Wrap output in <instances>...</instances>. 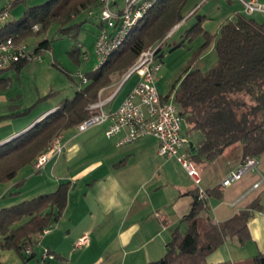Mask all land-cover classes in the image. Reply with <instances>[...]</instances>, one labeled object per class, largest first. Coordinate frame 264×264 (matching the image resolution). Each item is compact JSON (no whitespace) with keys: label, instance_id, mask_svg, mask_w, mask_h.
<instances>
[{"label":"trees","instance_id":"16d2710c","mask_svg":"<svg viewBox=\"0 0 264 264\" xmlns=\"http://www.w3.org/2000/svg\"><path fill=\"white\" fill-rule=\"evenodd\" d=\"M188 1L161 0L133 29L124 45L116 49L102 66L86 73L88 82L76 90L74 98L64 100L55 111L0 144V184L12 181L19 170L32 164L65 129L75 128L87 119L91 114L88 106L100 99L101 89L121 79L146 48L157 42L164 43L167 34L183 21V9ZM21 2L26 0H14L15 5ZM98 5L99 0H46L29 6L20 18L0 21V40L9 36L23 40L45 34L43 39L36 42L37 50L51 47L53 40L48 34L53 30L55 34L68 35L77 40L83 24L80 17L85 14L95 17L86 11ZM202 19L203 16H199L198 22L186 35L193 41L202 34L205 41L200 49L207 48L214 41L216 63L208 71L202 72L199 68H193L194 61L189 62L181 72L178 83L171 86L178 113L191 125V130H199L203 134V139L190 147V159L198 169L205 167L237 142L242 144V160L250 156L261 157L264 154V118L252 125L249 123V111L231 97L246 92L257 99L252 109L254 112L264 107V20L258 21L247 13H237L235 18L222 24L218 35H213L204 28ZM34 24L39 25L38 30L33 29ZM182 45L184 42L176 47ZM80 50L77 43L69 51L78 64L81 63ZM26 64L28 62H17L7 67L19 72ZM10 84V78H0L1 88L5 89ZM52 94L50 91L37 103ZM34 106L24 110L10 106L11 112L0 116V120L26 114ZM70 186V182H63L52 192L2 207L1 247L15 249L24 260L31 258L33 253H26L25 246H34L44 229L61 219ZM222 188V185H217L205 189L208 198H221ZM260 199L258 196L251 200L245 208L221 223L214 220L208 205L198 198L189 213L182 217L181 223H186L184 231L180 225L174 229L168 242L170 250L162 258L145 264H209L207 258L210 253L221 247L228 237L245 244L251 239L249 221L253 213L262 209ZM0 264L4 263L0 260ZM217 264H264V252L234 263L222 261Z\"/></svg>","mask_w":264,"mask_h":264},{"label":"crops","instance_id":"0c3cea01","mask_svg":"<svg viewBox=\"0 0 264 264\" xmlns=\"http://www.w3.org/2000/svg\"><path fill=\"white\" fill-rule=\"evenodd\" d=\"M223 1L224 9L218 7L217 10L219 20L223 21L215 35L219 34L222 24L235 18L237 13L246 14L242 0ZM257 1L264 5V0ZM198 5L196 3L191 11L195 12ZM249 16L263 21L264 11L256 10ZM206 18L205 14L203 19ZM98 30L99 25L97 33ZM214 47L213 41L211 48ZM128 79L124 77L101 89V98L109 93L104 98L108 99L106 111L116 110L132 90L136 83L120 101L114 102L123 86L121 83ZM172 98L174 93L169 99ZM17 107L21 108L20 105ZM57 107L59 104L50 103L39 114L20 125L9 122L0 129V144L25 131ZM109 125L110 121H106L85 131L77 130L76 126L65 129L61 134L65 145L63 154L50 156L45 166L38 170L33 162L19 170L12 181L0 184V200L12 202V206L17 204L13 202L19 200L23 192L33 198L56 190L63 182L71 184L61 219L52 224L51 231L43 234L39 243L33 246V256L24 260L17 252L11 262L2 263L41 264L44 246L55 254L54 259L48 260L47 264H145L158 260L167 253L174 229L179 225L181 230L186 228V223L182 224L181 220L198 199V187L208 189L222 185L225 175L243 161L241 146L235 149H232L233 146L228 147L216 160L200 167L203 174L198 185L176 157L158 153L159 140L155 136L147 135L133 142L119 144L118 140L125 131L107 137L105 131ZM188 127L184 130L182 126V133L189 138L193 147L203 139V134L199 130H191L190 124ZM259 159L258 165L264 172V154ZM257 174L251 171L230 186L222 185L223 196L210 197L206 202L210 215L221 223L256 197L259 196L262 202V209L253 213L249 221L251 239L240 244L236 238L228 237L221 247L210 253L207 258L209 264L222 261L234 263L264 252V182L254 188V183L259 180ZM8 193L12 195L10 198H6ZM110 200H114L117 206L110 213H105L104 207ZM84 235L88 237L87 242L76 246Z\"/></svg>","mask_w":264,"mask_h":264},{"label":"built area","instance_id":"2783aa9c","mask_svg":"<svg viewBox=\"0 0 264 264\" xmlns=\"http://www.w3.org/2000/svg\"><path fill=\"white\" fill-rule=\"evenodd\" d=\"M14 0H4V5L0 9V21H7L10 18ZM161 0H99L96 8H90L87 12L90 16L99 18V30L96 35L95 48L100 59L98 67L102 66L110 56L124 45L125 41L132 34L133 29L140 24L151 8L156 6ZM245 13L251 14L256 10L264 11V5L257 0H242ZM194 12L192 10L189 15ZM38 24L32 27L38 30ZM177 26V25H176ZM175 28V27H174ZM173 28V29H174ZM173 31V30H172ZM171 31V32H172ZM171 32L169 34H171ZM169 34H167L169 36ZM163 41L146 48L138 57L130 70L124 75L128 79L136 74L138 80L132 90L126 95L116 110L106 111L108 99L101 98L89 104L91 112L89 117L82 121L77 130L85 131L95 125H101L110 121L106 128L107 137H112L120 131H125L124 136L118 140L119 144L136 141L144 136L152 135L159 140V152L161 155L176 157L186 168L188 174L196 184H200L201 175L199 169L190 159V141L182 133L183 116L178 113L179 108L175 101L164 96L157 88V73L161 69L160 48ZM79 48L83 45L78 43ZM42 50H37L36 46H31L16 36H9L0 40V68H6L17 62H31L42 58ZM87 59V56H84ZM81 84L88 82L87 75L78 70ZM82 86L79 87V89ZM56 108L48 113L55 111ZM47 113V114H48ZM62 135L53 139L46 150L42 151L35 159L34 166L41 169L50 160V156H60L64 151ZM186 147V149H185ZM258 158L250 156L244 159L236 168L228 172L222 180L223 186H230L234 182L242 179L251 171H256L259 180L254 183V188L259 187L264 182V172L258 165ZM198 197L208 205V195L204 188L198 187ZM47 227L39 235V240L43 234L51 231ZM88 240L86 235L82 236L76 246L85 244ZM33 246H25V252L33 253ZM41 264H47L54 259L55 254L50 248L42 247Z\"/></svg>","mask_w":264,"mask_h":264},{"label":"rangeland","instance_id":"374dc122","mask_svg":"<svg viewBox=\"0 0 264 264\" xmlns=\"http://www.w3.org/2000/svg\"><path fill=\"white\" fill-rule=\"evenodd\" d=\"M44 2H46V0H26V2H21L16 5L13 3L9 19H18L24 14L27 7ZM196 3L199 4L198 6L200 8L198 7L193 14L188 15V12L195 7ZM3 5L4 0H0V9ZM223 6V0L188 1L183 10L185 18L183 21H180L174 29H172L173 31L171 30L172 32L170 31L171 34L167 36L162 45V50L160 52L162 54V66L156 74V84L161 94L168 98L171 97V86L174 83H178V78L180 77L181 72L189 62L194 61L193 63L191 62L193 68H199L202 72L208 71L216 63L217 51L215 47L211 48L210 44L207 48L200 49V46H202L205 41V37L201 34L193 41H190L187 38L186 32L198 22L197 20H199V16L201 17L206 14L207 18L203 19V26L207 31L214 34L221 21H223L219 20L220 15L219 11H217L219 10L218 7H221V10H223ZM80 19L83 20V24L79 36L76 38L77 40L72 39L68 35L55 34V31L53 30L48 34L53 40L51 47L40 52L42 53L41 59L28 62V64L23 66L19 72L14 68L0 70V78H10L11 80V84L7 88L4 89L0 87V115L10 113V106L20 105V110H24L35 105L31 111L26 114L11 119L0 120V129H3V127L9 124V122H14L16 125L22 124V122H25L28 118H32L36 114H39L43 107L50 103L61 105L64 100L74 98V95L77 92L76 90L84 85L81 84V80L79 76L76 75V72L81 70L86 74L98 67L100 59L95 51V37L97 34V23L99 22V18L88 17L85 14L81 16ZM45 36V34L31 36L22 41L27 42L31 46H35L36 42L43 39ZM182 42H184V45L176 47L177 44ZM77 43L83 45L80 50V54L83 57L81 58L80 64L75 61L69 52L72 50L73 45ZM85 55L87 56V59H84ZM123 78L124 75L118 81H121ZM137 80L138 76L136 74L131 75V77L124 82L122 88H120L121 90L114 102L120 101ZM50 91L53 92L52 95L37 103L40 97L46 96ZM108 94V92L104 94V98ZM231 98L233 101L241 103L244 110L249 111V123L254 125L257 122L262 121L264 118V107L256 112L252 110L257 104V99L255 97L246 92H239ZM188 125L189 123L185 121L184 124H182L183 129L186 130L189 128ZM188 135L192 138L191 134ZM241 145V142H237L232 145V149L238 148ZM199 173L200 175L203 174V170L200 168ZM208 173H210V171H208ZM21 189L23 190V188ZM29 195L30 194L23 192L20 199L13 203H19L25 198H31L32 196ZM11 196L12 195L8 193L6 198H10ZM6 205H12V202L5 203L3 200H0V207ZM15 255H17V251H15V249H3L0 240L1 262L8 261L6 263H9L11 262L12 256L15 257Z\"/></svg>","mask_w":264,"mask_h":264},{"label":"clouds","instance_id":"9594fccd","mask_svg":"<svg viewBox=\"0 0 264 264\" xmlns=\"http://www.w3.org/2000/svg\"><path fill=\"white\" fill-rule=\"evenodd\" d=\"M126 198L127 197H125V199ZM116 206H117V204H116V202L114 200L108 201L107 204L104 207L105 213H110L113 210V208L116 207Z\"/></svg>","mask_w":264,"mask_h":264},{"label":"water","instance_id":"95a60500","mask_svg":"<svg viewBox=\"0 0 264 264\" xmlns=\"http://www.w3.org/2000/svg\"><path fill=\"white\" fill-rule=\"evenodd\" d=\"M123 83H124V81L121 83V86L123 85ZM120 86V87H121ZM190 145L192 146V144H191V142H190ZM198 197V196H197ZM199 198V197H198ZM170 250V248H167V251H169Z\"/></svg>","mask_w":264,"mask_h":264}]
</instances>
